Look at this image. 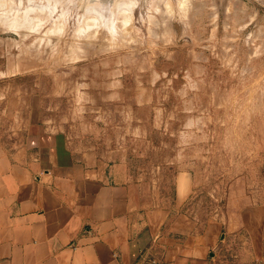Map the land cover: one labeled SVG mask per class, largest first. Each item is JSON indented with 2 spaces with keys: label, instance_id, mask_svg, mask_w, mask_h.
I'll return each instance as SVG.
<instances>
[{
  "label": "rangeland",
  "instance_id": "obj_1",
  "mask_svg": "<svg viewBox=\"0 0 264 264\" xmlns=\"http://www.w3.org/2000/svg\"><path fill=\"white\" fill-rule=\"evenodd\" d=\"M32 123L166 204L186 174L215 264H264V0H0L1 144Z\"/></svg>",
  "mask_w": 264,
  "mask_h": 264
},
{
  "label": "crops",
  "instance_id": "obj_2",
  "mask_svg": "<svg viewBox=\"0 0 264 264\" xmlns=\"http://www.w3.org/2000/svg\"><path fill=\"white\" fill-rule=\"evenodd\" d=\"M191 191L184 173L167 204L110 184L32 123L23 147L0 141V264H215L216 223L193 232L183 211Z\"/></svg>",
  "mask_w": 264,
  "mask_h": 264
},
{
  "label": "bare ground",
  "instance_id": "obj_3",
  "mask_svg": "<svg viewBox=\"0 0 264 264\" xmlns=\"http://www.w3.org/2000/svg\"><path fill=\"white\" fill-rule=\"evenodd\" d=\"M47 9H48V8H47ZM47 9H46V8H45V9L43 8V10H47ZM48 11H49V9H48ZM24 13H25V12H24ZM47 13H50V12H47ZM26 14H27V12H26ZM15 15H16V14H15ZM48 15H49V14H47V16H48ZM49 16H50V15H49ZM50 17H52V16H50ZM50 17H49V18H50Z\"/></svg>",
  "mask_w": 264,
  "mask_h": 264
}]
</instances>
